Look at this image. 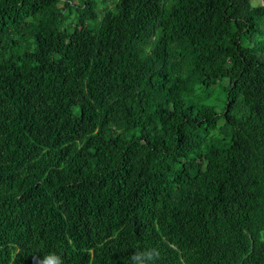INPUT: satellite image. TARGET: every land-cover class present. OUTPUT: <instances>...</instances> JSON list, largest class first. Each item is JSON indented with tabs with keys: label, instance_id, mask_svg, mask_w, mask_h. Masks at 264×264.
<instances>
[{
	"label": "trees",
	"instance_id": "trees-1",
	"mask_svg": "<svg viewBox=\"0 0 264 264\" xmlns=\"http://www.w3.org/2000/svg\"><path fill=\"white\" fill-rule=\"evenodd\" d=\"M0 264H264V0H0Z\"/></svg>",
	"mask_w": 264,
	"mask_h": 264
},
{
	"label": "rangeland",
	"instance_id": "rangeland-1",
	"mask_svg": "<svg viewBox=\"0 0 264 264\" xmlns=\"http://www.w3.org/2000/svg\"><path fill=\"white\" fill-rule=\"evenodd\" d=\"M250 1H251V3H253V4L258 3V0H250Z\"/></svg>",
	"mask_w": 264,
	"mask_h": 264
}]
</instances>
